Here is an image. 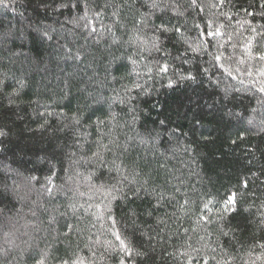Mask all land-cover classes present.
<instances>
[{
  "label": "trees",
  "instance_id": "16d2710c",
  "mask_svg": "<svg viewBox=\"0 0 264 264\" xmlns=\"http://www.w3.org/2000/svg\"><path fill=\"white\" fill-rule=\"evenodd\" d=\"M262 56L264 0H0V264H264Z\"/></svg>",
  "mask_w": 264,
  "mask_h": 264
},
{
  "label": "snow or ice",
  "instance_id": "6c2138e0",
  "mask_svg": "<svg viewBox=\"0 0 264 264\" xmlns=\"http://www.w3.org/2000/svg\"><path fill=\"white\" fill-rule=\"evenodd\" d=\"M261 59H264V56H262ZM117 239H120L118 235H117ZM121 243L123 244V241H121ZM125 250L128 251L127 248H125ZM129 256H131L130 252H129ZM121 264H124V262L122 261Z\"/></svg>",
  "mask_w": 264,
  "mask_h": 264
}]
</instances>
